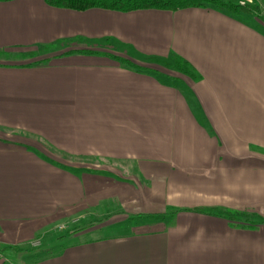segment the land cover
Masks as SVG:
<instances>
[{
  "label": "crops",
  "instance_id": "1",
  "mask_svg": "<svg viewBox=\"0 0 264 264\" xmlns=\"http://www.w3.org/2000/svg\"><path fill=\"white\" fill-rule=\"evenodd\" d=\"M49 45L0 65V243L92 218L25 264H264V25L0 1V49Z\"/></svg>",
  "mask_w": 264,
  "mask_h": 264
},
{
  "label": "rangeland",
  "instance_id": "2",
  "mask_svg": "<svg viewBox=\"0 0 264 264\" xmlns=\"http://www.w3.org/2000/svg\"><path fill=\"white\" fill-rule=\"evenodd\" d=\"M235 2H240L245 6H256L261 7V13L256 11H251V13H243L244 17H247L252 20H258L261 25H264V6L261 3L256 2L255 0H233ZM250 15V16H247ZM47 47H33V48H5L0 49V65H13V66H29L33 64H38L41 62L46 63L51 61L54 58V55H59L60 49L55 51H47ZM3 50V51H1ZM246 217V216H242ZM88 219H81L78 222L75 220L62 223L53 229L54 231L50 233L47 237L48 239L44 240L43 238L36 240L31 244L25 245H6L0 243V262L9 264H25L27 260L33 257H39L43 255L46 251L42 250L43 248L51 247L52 249H58V243L54 245H49L48 243L60 236V234H73L82 230L86 226L92 224H97L99 220L90 219L89 223H86ZM76 222V223H75ZM92 222V223H90ZM111 231L103 230L101 232H94L93 234L99 235L101 233H109ZM61 243V241H60Z\"/></svg>",
  "mask_w": 264,
  "mask_h": 264
},
{
  "label": "trees",
  "instance_id": "3",
  "mask_svg": "<svg viewBox=\"0 0 264 264\" xmlns=\"http://www.w3.org/2000/svg\"><path fill=\"white\" fill-rule=\"evenodd\" d=\"M2 2H8L12 0H0ZM49 5L57 8H66L76 11H85L94 8H102L108 10L115 11H134L140 9H162V10H170L177 11L186 8H194V7H215L221 10H225L234 15H241L243 13H251V11H256L261 13V7L259 5L256 6H245L240 2H235L233 0H45ZM47 47V51H55L57 47L55 45L45 46ZM3 51V50H1ZM75 53H85V54H96L98 52L93 50H80V51H72ZM60 55V54H59ZM59 55H54L57 57ZM110 56L120 60L124 63L130 64L133 67H136V64L129 61L128 59H124L121 57H117L114 55ZM162 61V60H161ZM47 62V61H46ZM44 62L38 63L42 64ZM37 65V64H33ZM32 66V65H30ZM176 70L181 73L187 74L189 76H194V72L191 66L180 56H175V61H173L172 65ZM231 218H236L235 215L230 216ZM260 223L264 222V219L261 216H258ZM258 221H250L251 225H256ZM43 255L39 256L42 257Z\"/></svg>",
  "mask_w": 264,
  "mask_h": 264
}]
</instances>
